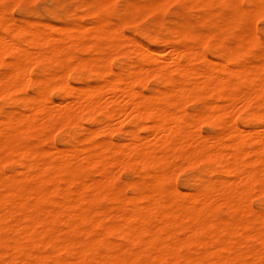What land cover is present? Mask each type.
<instances>
[{
    "label": "bare ground",
    "instance_id": "6f19581e",
    "mask_svg": "<svg viewBox=\"0 0 264 264\" xmlns=\"http://www.w3.org/2000/svg\"><path fill=\"white\" fill-rule=\"evenodd\" d=\"M248 1L254 7L264 5V0ZM12 19H0V92L5 90V94L9 89L21 86L24 94L22 98L18 97L27 110L0 117V151L16 156L15 161L21 168L16 169L21 174L19 178L7 175L9 172L0 177V231L7 230L12 234L10 238H0V264H264V201L261 202L262 210L255 213L247 201V195L253 189L264 194V149L244 150L254 154L248 162L240 153L241 146L247 141L257 140L264 144V103L257 98L264 96V61L229 67L230 74L247 81L248 89L238 91L236 80L229 82L230 79L221 78L209 63L192 68L188 48L171 47L169 51L167 49L168 56L165 50L161 53L159 48L155 51L142 45L139 57L128 64L125 75L108 69L111 78L107 84H98L107 73L105 67L101 69L87 59L89 72L99 79L96 78V85L76 86L66 79L65 72L68 71L60 73L58 66L69 69V60L76 55L70 51L71 39L82 35V27L62 25L56 35L37 27L31 19L21 24ZM29 25L35 29L28 28ZM53 26L58 27L57 24ZM94 28L107 40L108 46L117 49L119 44L116 35L110 34V27L108 30L100 24ZM20 34L22 43L18 44L16 37ZM128 42H131V51L133 47L135 52L139 51L135 46L139 41L131 38ZM28 44L37 51L28 52ZM14 48L17 53L13 55ZM34 54L36 58L32 56ZM164 54L170 61H166ZM26 58L36 59L35 62L40 64L39 74L34 79L28 78L23 63ZM108 58H105L106 62L103 60L104 63L107 64ZM201 58L207 60L203 53ZM74 59L75 62L78 60ZM145 66H149L152 75L166 87L159 90L158 95L145 93L148 96L139 99L131 83L134 77L143 78L142 72L148 69ZM150 70L147 72L151 73ZM131 76L133 79L129 78ZM128 78L131 79L129 84ZM122 81H126L123 86L119 84ZM29 84L38 86L35 96L26 93ZM201 88L216 92L221 101L223 98L230 102L237 99L238 104L244 103L243 108L258 121L259 128L255 126L244 133L236 125L231 126L233 142L229 148L233 150L227 152L223 119H227L226 115L234 116L236 110L227 103L221 107V102L214 104L220 105V112L209 111L213 115L208 116L219 129L218 133L203 136L199 130H193L195 119L179 114L175 109L182 110L185 96ZM53 90L61 96V102L56 101L60 102L58 104L51 99ZM191 90L192 94L189 93ZM140 93L138 95L142 96ZM41 94L46 97L39 98ZM50 105L63 107L59 111ZM81 117L102 133L119 130L122 119L126 118L134 128L126 132L123 142H114L107 137L97 140L95 126L86 128L82 135L68 136L60 147L52 144L50 149L21 140V134L31 129H44L54 124L62 127L70 121L82 126ZM232 121L231 117V124H227L232 125ZM183 161L190 165L206 162L205 171L215 169L232 178L204 177L190 191L182 192L178 189L180 186L169 185L168 179L172 170L175 171L177 164ZM82 162L95 169L97 178L85 181L73 176V165ZM115 164L118 167V164H137L143 170L139 180L132 183V194L123 196L127 206L114 204L111 208H93L91 201L95 195L105 194ZM221 204L230 210V221L210 216L213 207ZM109 232H113L118 240L110 239ZM249 239L255 243L247 244ZM94 241H98L103 250L97 251ZM184 244L194 247V255L181 254Z\"/></svg>",
    "mask_w": 264,
    "mask_h": 264
},
{
    "label": "rangeland",
    "instance_id": "374dc122",
    "mask_svg": "<svg viewBox=\"0 0 264 264\" xmlns=\"http://www.w3.org/2000/svg\"><path fill=\"white\" fill-rule=\"evenodd\" d=\"M158 1L161 2L162 0H158ZM158 1L157 0H153V1L152 0H0V19L11 20L13 18L12 21H15L16 23L19 22V24L24 22L26 23V21L29 22L31 19L30 22L35 24L37 27L40 28L42 27L45 30L47 29L46 32L56 35L59 33L58 28H60L62 25L63 26L72 25L71 27L75 26L76 28L82 27V30L80 29L82 31V35L78 38L73 37L70 43L71 44L70 51L73 52L74 55L76 54L74 58H77L78 60L75 62L76 59L71 58L69 60V66L67 67L69 69L62 68L60 65L58 66V70L59 71L61 70L60 73L65 72L66 70L68 71L65 72V74H67L66 79L72 85L78 86L80 84L83 86L85 84H90V83L96 85L95 84L97 83L96 78L99 79V77L89 72L90 70L87 63L88 60L91 61L93 64L99 66L101 69L103 68V66L105 67L107 73L104 76V78H100L98 80L99 82L98 84L100 83L107 84V80L109 81V78H111V74L108 72V69H111L112 71H117L118 73L125 75V72L129 68L128 64L136 61V59L139 57L140 54L139 52H141L140 50H142L141 46L143 45L155 51L159 48L158 52L160 51L161 53L165 50L166 54H167V49L169 51L171 47H178L180 49L184 47L188 48L190 52V56L192 57V62H191L192 68L194 69L201 68L207 65V63H209L210 66L216 68L215 71L220 75L221 78L230 79L229 82L236 80L235 82L237 83L238 91L240 90L246 91L248 88L246 86L247 81L245 80V78L233 76L232 74H230L231 71H229L228 69L229 67H232L235 64L245 63L248 65L259 61H264V5L261 6L259 4L260 6L259 5L258 6L262 8L260 9L259 7H254V5L248 0H171V1L164 0L162 3ZM82 3L84 5H82ZM251 7H252V11H251ZM243 9H245V12ZM46 23L50 26H48ZM50 23H52L53 25L57 24L58 27L53 26ZM87 24L89 26H87ZM100 24L103 25L104 28L107 27L108 30L110 27V31H109L110 34L112 33V36L116 35V39L119 44L117 49L119 50H117L116 47H113L110 44L108 46L107 40L102 35L99 34L100 32H98L94 28L95 26H98ZM83 25L86 26L84 27ZM111 26L114 27L115 31H113V28ZM201 26L204 28H202ZM116 27L119 28L117 29ZM28 28L35 29V27H33L32 25H29ZM118 30H120V32L122 33L119 34ZM6 32L9 33V30H7ZM116 33H118L119 35ZM21 35L22 34L16 37L18 44L22 43V41L20 40ZM129 36L131 38H134L137 42L139 41V43L135 45L137 46L136 50L138 49L139 51L135 52L134 47H133L134 52L131 51L132 50V48H130L132 47L130 45L131 42H128L131 40V38L130 40L128 39ZM126 40H128L127 43ZM73 41L75 43H72ZM87 42H89V44H86ZM26 47L28 49V52H31L32 49L34 50V52L37 51V49L35 50L29 44ZM126 47H129V50ZM112 48H115L116 51L114 52L115 49L113 50ZM109 51L110 53L113 52L114 56L113 53L109 54ZM16 53L17 50H15L14 48L12 50V54L14 55ZM106 53L109 54V58L107 57L108 55ZM202 53L203 55H205L208 61L207 60L203 61L199 59L201 58ZM166 54H164V58L167 59L166 61H170L168 60L169 58L165 56ZM167 55L169 56V54ZM32 56L36 58L35 54ZM32 56L31 57L29 56L28 58L31 59L33 58ZM97 56L101 58H98ZM103 57H105L106 59L108 58L109 61L107 60L108 61L107 64L104 63L103 60H105L106 62V59L105 58L103 59ZM7 59H9V56L7 57ZM30 59H28L29 61L27 60V58L24 59L23 63L25 65L24 66L25 69L27 68L26 70L29 73L28 78L34 79L39 74L40 64L37 61L35 62L36 59H34L33 61H30ZM80 60L82 61L80 62ZM71 63L73 64L71 65L72 67L70 68ZM145 67L146 68L148 67V69L144 70L145 72H142L143 78L134 77V79H136L134 81L132 76L129 77L133 79L132 83L131 82L130 83L132 87L136 89L137 91L136 96H138L139 99H141V97L143 96H148L147 95L148 93L149 96H152L151 94L158 95L160 94V91L164 90V88L166 87V84L158 82L159 80L154 75H152L153 71L149 69V66H145ZM149 70L151 73H148ZM61 79L63 80V78ZM128 79H127V83L131 81V79L129 80ZM123 81L119 84L122 85V83L124 84L126 82ZM18 87L12 88L13 90L9 89L8 90L9 92L6 91L5 94H4L5 90L2 91L3 93L0 92V117H3L5 115H13V114L15 115V113L18 114L19 112L18 110H20V112L21 110L23 112L27 110L24 108L23 105H21L22 103L20 97L21 98L23 97L24 92L21 89V86ZM27 87L26 89L28 90H26V93L30 96H35L36 95L35 91H37L36 89L38 88V86L34 84L30 86L29 84ZM102 88H106V87L102 86ZM207 90L208 89L206 88H201L199 90L194 89V94H192L193 92L191 90L189 93H191L192 95L187 94V96H185L184 98L185 105L183 106L182 110L180 109H175V110L179 114L184 113L188 117L194 118L195 119L194 122L196 123L195 124L196 126H194V128L192 129L199 130L203 136H208L210 134H214L215 132L218 133L219 131V129L214 125V122L210 120L208 117L215 114V112L216 113L220 112V105L214 106V104L216 105L222 102L223 105H221V107L226 105V103L229 106L231 105L230 108L234 107V109L236 110L234 116L230 115L229 117V115H226L225 117H227V119H223V124L225 127H227L226 125L231 124L230 122L231 117L232 120L234 121V122L232 121V125L228 126L226 129L223 126L224 144L228 146L226 147V151L229 152L233 150L232 148H229V145H231V143L233 142L231 141V138L233 137V135L230 132L232 130L231 126L236 125L240 131H244V133H248L246 132L247 129L249 131L250 129H253L255 126L257 127V129L259 128L258 126L259 124L257 123L258 121L255 118H253L251 115H249L248 110L243 108L244 103L240 102L238 104L237 99L234 100L233 102L232 101L230 102L227 99L223 98L225 100L224 101L222 97H221L222 99L221 101L220 99L217 98L216 92L211 93ZM195 91L197 93H195ZM138 92L139 93L141 92L140 94L142 96L138 95ZM14 94H15V98H14ZM43 95L38 97L44 99L46 96L44 95L43 97ZM50 96L53 102L62 100L57 90L51 91ZM257 98L259 102L264 103V96ZM58 103L56 102L55 104ZM209 104H212V107L211 105L209 106ZM53 105H50V107L55 108L56 105L55 106ZM228 105L226 106V108L228 107ZM58 106H56L55 110L57 109L59 111L60 109L62 110L61 107H63V105L62 106L60 105L61 106L60 108H58ZM209 111L213 114L209 113ZM234 111L232 113H234ZM191 113H195V114H191ZM202 115H204V117H202ZM227 122L230 124H227ZM80 123L83 125L78 126L77 124H74L73 122L70 121L62 127L59 126L56 127L57 124H54L51 126L49 125L44 129H31L21 134V140L25 144L36 145L43 149H50L53 145L60 147L63 145L65 139L68 136L82 135L85 132L86 128H91L95 126L92 123L87 122L84 117H81ZM113 125L115 126V124ZM84 126H88V127H84ZM54 127H55V131L53 130ZM196 127H198V129ZM132 128H134V125L131 124V122H129V118H126V119H122L119 130L116 129L114 131H111L112 133L111 132L102 133L98 131V129H96V126L93 129H96V131H98V134H95V138L97 140H100V138L106 139L107 137L110 138L112 141L115 140L114 142L116 141L123 142L125 141L124 139L126 132L128 130H131ZM229 128H230L229 130L230 135L227 134ZM94 133L96 132L94 131ZM247 142H245L240 149V153L242 154V157H244L245 162L249 159L250 161L252 160L253 157L251 156H253L254 154L251 152L253 151L254 148L264 149V144L262 145V143L258 142L257 140H252ZM244 150H249V151L251 150V152L249 151L244 152ZM0 152H1L0 156L2 157L0 160V177L3 176L2 173H8V172L9 174L7 175H13L14 177L20 176L21 174L18 173L19 172L18 170L19 169L21 170V168L18 165V163L15 161L16 156L12 155L8 151L6 152L0 151ZM246 155H248V157H246ZM185 162L186 161L180 162L179 163L180 165L177 164L178 167L179 166L180 167L178 168L176 166L178 169L175 167L174 168L175 171L172 170L171 176L168 179L169 185H174L175 187L180 186V188L178 189L182 192L190 191L192 188H194V186H196L198 181L204 177L206 178L209 177L215 180L221 177H226V179L228 180L232 178L215 169H213L212 172L205 171V166L207 165L206 162H197L192 165H190L187 162L186 164ZM87 165L88 164L86 163H84L83 165V162L80 165H75V166L73 165L72 168L73 176L77 178L79 177L85 181L91 178H97L98 175L96 174L95 169L91 165L88 166ZM118 165L119 167L117 166V164L113 165L112 168V171H114L113 177L111 178L109 183H107V186L109 185L112 187L108 186L109 188L107 187L106 189L107 193L105 192L104 195L94 196L93 200L91 201V205L93 208L96 209L111 208V206H113L114 204L115 205L120 204L123 207L127 206L126 203L123 201V196L126 195L129 196L132 194L133 192L132 183L137 182L139 180L140 175L143 173V170H141V168L138 167L139 165L137 164H130L124 166L123 164H118ZM212 166L216 168L215 164H213ZM251 167L252 165L249 166V168ZM247 196L250 198L249 199L247 197L248 198L247 201L250 204L251 211L253 210L254 211L253 213L261 211L262 210L261 202L264 201V194L256 189H253L250 191V193ZM44 204L48 205L46 201H44ZM210 216H213L214 219H228L229 221L232 219L230 210L222 204L214 206ZM263 229H264V223H263ZM11 235L12 234L7 230L0 231V238H4V237L10 238ZM108 237L113 240H118V237L113 232H109ZM93 243L97 251L103 250L102 245L98 241H94ZM253 243H255V241L252 239H249L247 241V244L253 245ZM180 252L181 254L194 255L195 250L194 247L188 244H184V246H182V248L180 249Z\"/></svg>",
    "mask_w": 264,
    "mask_h": 264
}]
</instances>
